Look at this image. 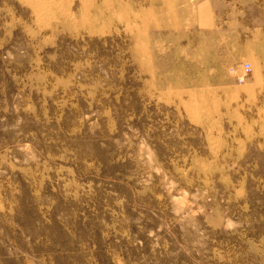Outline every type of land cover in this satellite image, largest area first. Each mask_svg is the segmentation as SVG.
<instances>
[{
	"label": "rangeland",
	"instance_id": "rangeland-1",
	"mask_svg": "<svg viewBox=\"0 0 264 264\" xmlns=\"http://www.w3.org/2000/svg\"><path fill=\"white\" fill-rule=\"evenodd\" d=\"M0 264H264V0H0Z\"/></svg>",
	"mask_w": 264,
	"mask_h": 264
}]
</instances>
